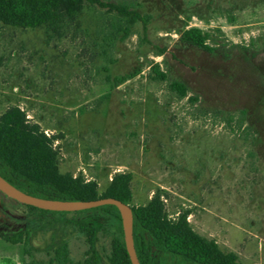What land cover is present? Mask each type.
Instances as JSON below:
<instances>
[{
    "label": "rangeland",
    "instance_id": "obj_1",
    "mask_svg": "<svg viewBox=\"0 0 264 264\" xmlns=\"http://www.w3.org/2000/svg\"><path fill=\"white\" fill-rule=\"evenodd\" d=\"M106 2L133 3L151 20L112 48L118 17L99 6L58 32L0 24V116L18 106L57 137L62 173L82 174L102 193L115 174H132L131 207L163 190L171 218L190 211L195 232L244 264H264V0ZM194 27L210 35L213 53L182 42ZM155 65L166 81L153 79ZM136 71L116 89L107 81ZM91 216L94 250L110 264L118 225ZM86 217L34 210L0 192V264H51L63 246L83 262L89 245L75 222ZM20 233L22 243L8 241ZM156 264L183 263L158 254Z\"/></svg>",
    "mask_w": 264,
    "mask_h": 264
},
{
    "label": "trees",
    "instance_id": "obj_2",
    "mask_svg": "<svg viewBox=\"0 0 264 264\" xmlns=\"http://www.w3.org/2000/svg\"><path fill=\"white\" fill-rule=\"evenodd\" d=\"M87 5L99 6L108 13L117 15V27L108 38L111 48L119 34H123L122 39H125L132 34V29L137 23L142 22L147 26L151 20L150 15L140 14L137 5L130 2L0 0V24L22 29L47 26L49 30L58 32L73 24ZM209 39V34L195 27L187 29L181 37L182 42L204 52L213 53L214 48L209 45ZM152 72L155 74L154 80H167L159 65H155ZM138 74L136 71L114 78L107 77V81L116 89L136 78ZM169 88L181 99L188 97L189 90L183 83L172 82ZM56 139L55 136H47L38 124H33L20 107H11L0 116V175L19 190L42 199L89 202L114 198L130 205L133 200L132 174H115L102 193L98 183L87 180L82 174L74 176L60 171V154L55 148ZM164 196L163 190H157L146 205L132 207L135 248L141 264H156L158 254L180 260L183 264H244L236 254L225 253L217 242L195 232L188 220L190 211H182L177 217L171 218L166 211ZM75 214L87 216L85 220L75 222V226L85 236L89 245L86 258L83 262L73 263L69 259L67 247L63 246L55 251L51 264H100V257L94 250L99 229L92 222H88L91 215L97 214L114 220L118 225L117 235L111 240L109 263L132 264L124 240L121 215L115 206H103ZM140 232L150 239L149 244L145 242V238L140 237ZM7 239L13 244L22 243L23 234H15Z\"/></svg>",
    "mask_w": 264,
    "mask_h": 264
},
{
    "label": "water",
    "instance_id": "obj_3",
    "mask_svg": "<svg viewBox=\"0 0 264 264\" xmlns=\"http://www.w3.org/2000/svg\"><path fill=\"white\" fill-rule=\"evenodd\" d=\"M0 192L21 204L50 212L73 213L91 210L103 206H115L119 210L121 215L124 240L131 262L132 264H141L135 248L134 215L132 207L130 205L125 204L114 198H107L89 202H65L58 200L42 199L19 190L7 180H5L1 175Z\"/></svg>",
    "mask_w": 264,
    "mask_h": 264
}]
</instances>
